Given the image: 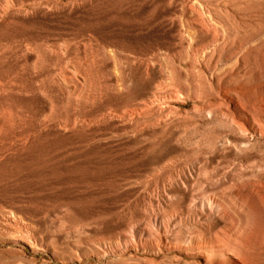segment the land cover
Returning a JSON list of instances; mask_svg holds the SVG:
<instances>
[{
  "label": "rangeland",
  "instance_id": "obj_1",
  "mask_svg": "<svg viewBox=\"0 0 264 264\" xmlns=\"http://www.w3.org/2000/svg\"><path fill=\"white\" fill-rule=\"evenodd\" d=\"M155 1L0 0V84L7 78L29 92L21 100L0 99V117L12 119L0 127V146L9 149L0 164V264H156L147 252H129L134 228L144 238L151 232L149 215L198 209L184 192L155 191L154 176L184 157L214 177L218 163L231 161L205 152L223 132L215 123L197 120L128 136L99 115L127 112L150 88L173 87L156 67L141 75L131 65L129 78L119 69L146 55L164 67L165 30ZM10 16L16 17L12 24ZM33 52L41 61L32 67ZM90 54L101 63H91ZM32 70L42 76L30 79ZM172 104L189 113L188 100ZM94 113L100 122L88 131L58 128ZM26 136L30 143L22 145ZM244 200L225 203L248 227H263L261 200Z\"/></svg>",
  "mask_w": 264,
  "mask_h": 264
},
{
  "label": "bare ground",
  "instance_id": "obj_2",
  "mask_svg": "<svg viewBox=\"0 0 264 264\" xmlns=\"http://www.w3.org/2000/svg\"><path fill=\"white\" fill-rule=\"evenodd\" d=\"M154 3L165 30L164 67L145 54L121 63L119 69L129 78L131 65L141 75L156 67L173 87L150 88V96L129 104L127 112L114 108L107 114L100 111L99 115L125 127L130 132L128 136L155 130L164 133L174 124L187 125L197 120L215 123L223 132L205 152L219 158L230 157L231 161L226 165L218 163L219 174L215 177L201 173L202 169L185 157L181 164L168 166L164 175H155L152 184L155 191L184 192L190 198L191 209L198 210L149 215L151 232L143 238V230L134 228L131 238L134 245L129 252H147L156 264H264V226L248 227L225 203L229 198L237 199L238 204L256 198L264 206V0ZM15 20L16 17L10 16L8 23ZM90 55L91 63H101L98 55ZM28 56L32 58V67L41 61L37 53ZM165 71H169V76ZM41 76L34 70L30 72V79ZM65 76L71 77L67 72ZM6 79L0 84L2 102L27 97V89L22 90ZM185 100L190 102L189 113L172 104ZM7 118L0 117L1 128L12 120ZM99 122L95 113L79 114L77 120L61 121L58 128L63 132L88 131ZM26 142L27 136L22 138V145H27ZM7 148L0 146V164ZM142 182L145 183L144 178ZM197 188H202L203 196L195 193ZM145 242L150 248L144 247Z\"/></svg>",
  "mask_w": 264,
  "mask_h": 264
}]
</instances>
